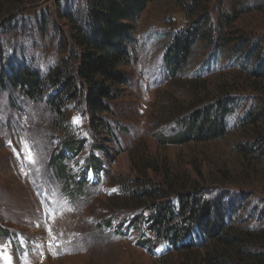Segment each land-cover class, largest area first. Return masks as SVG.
Here are the masks:
<instances>
[{"label":"rangeland","instance_id":"1","mask_svg":"<svg viewBox=\"0 0 264 264\" xmlns=\"http://www.w3.org/2000/svg\"><path fill=\"white\" fill-rule=\"evenodd\" d=\"M85 5L0 0V71L25 60L44 76L64 66L78 48L63 12ZM206 14L214 35L226 37L228 53L213 55L201 43L188 65L170 74L166 55L173 30L200 23ZM235 46L264 49V0L150 2L128 45L129 84L103 115L115 131L110 138L78 111L60 118L43 99L19 89L1 91L0 264H206L200 248L139 244L153 236L142 225L156 203L195 191L210 199L227 192L241 202L235 216L250 232L254 254L236 264H264V144L256 141L264 138V80L248 73L256 57L231 55ZM226 96L224 137L163 143L185 133L193 113ZM69 139L82 149L60 148ZM147 189L153 195L134 200L135 192ZM129 218L133 229L127 228Z\"/></svg>","mask_w":264,"mask_h":264},{"label":"trees","instance_id":"2","mask_svg":"<svg viewBox=\"0 0 264 264\" xmlns=\"http://www.w3.org/2000/svg\"><path fill=\"white\" fill-rule=\"evenodd\" d=\"M13 1L23 3V0ZM154 1L157 0H86V5L81 8L65 9L63 17L69 21L70 37L78 48L69 56L70 60H65L64 66L45 76L26 60L15 61L11 66L3 65L0 71V92L19 89L31 99H43L60 118L64 117L67 110L78 111V115L92 124L95 130L104 131L107 133L105 138H110L115 131L112 123L103 115L113 111V104L129 84L127 67L131 53L128 45L134 41L136 24L147 5ZM6 16V19L11 17ZM221 17H225V24L229 23H226L229 19L226 12ZM201 18L200 23L173 30L169 54L166 55L170 74L177 75L182 71L201 43L212 47L213 55L228 53L229 43L224 40V35H214V25L209 14ZM231 24L230 21L227 25L230 27ZM232 54L256 57V65L248 73L264 80V49L235 46ZM229 103L230 97L226 96L218 99L211 108L205 105L203 112H195L189 118L185 133L167 138L163 143L207 141L224 137L227 134L224 119ZM57 123L60 129L61 124ZM256 141L264 144V138ZM238 147L240 151L253 150L245 145ZM60 148L74 153L82 149L81 142L70 139L62 142ZM63 160L64 157L59 154L61 176L67 180L68 173L64 170ZM92 168L97 170L99 166L92 163ZM157 191L160 190L154 194L162 198L164 194ZM226 194L224 192L222 196L210 199L202 196L199 191L185 192L176 201L168 198L159 201L142 225V228L153 232V236H144L139 244L146 248L151 244L156 248L164 244L168 250L178 244L180 250L200 248L206 264H236V259L246 261V255L251 258L254 254V246L250 232L246 226L243 227L242 217L235 216L243 210V206L238 199L227 197ZM134 195V200L140 201L141 196L153 194L147 189L137 191ZM132 220L128 219L127 228L135 227L131 224ZM255 243H258V239H255ZM151 249L154 251V248Z\"/></svg>","mask_w":264,"mask_h":264},{"label":"snow or ice","instance_id":"3","mask_svg":"<svg viewBox=\"0 0 264 264\" xmlns=\"http://www.w3.org/2000/svg\"><path fill=\"white\" fill-rule=\"evenodd\" d=\"M25 150L28 151L27 144L25 143ZM29 159H31L30 153H29Z\"/></svg>","mask_w":264,"mask_h":264}]
</instances>
